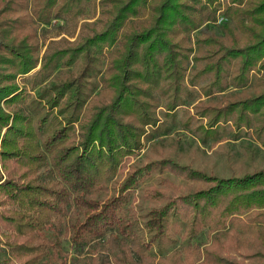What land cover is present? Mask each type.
Wrapping results in <instances>:
<instances>
[{
  "label": "trees",
  "instance_id": "obj_1",
  "mask_svg": "<svg viewBox=\"0 0 264 264\" xmlns=\"http://www.w3.org/2000/svg\"><path fill=\"white\" fill-rule=\"evenodd\" d=\"M47 1L45 9L57 4ZM77 1L66 0L53 16H65L61 6L71 10ZM107 1L101 28L74 45L55 46L40 60L27 0H0V250L5 246L9 254L0 264H180L178 251L166 252L163 242L180 229L193 239L204 226L215 246H193L197 255L190 264H264V169L222 177L175 165L193 186L150 208L142 220L126 192L141 171L129 172L117 193L106 194L123 159L142 146L145 127H159L160 98L168 95L167 114L181 104L180 78L192 49L187 40L202 23L217 19L221 5L230 44L206 37L219 47L217 60L203 72H212L219 83L225 61L240 60L232 76L239 81L250 69L264 67V0ZM42 13L38 19L49 21L48 10ZM80 57L84 64L77 76L40 88L59 65ZM39 60L23 77L31 89L39 87L38 97L26 102V85L19 86L15 77ZM96 76L106 101H88ZM1 103L15 106L7 112ZM239 106V114L250 106L264 123V92ZM232 109L231 103L217 108L209 124ZM153 192L155 198L164 196ZM236 224L241 229L229 227ZM63 227L78 256L68 259L56 237L43 233ZM226 230L232 242L220 240Z\"/></svg>",
  "mask_w": 264,
  "mask_h": 264
},
{
  "label": "rangeland",
  "instance_id": "obj_2",
  "mask_svg": "<svg viewBox=\"0 0 264 264\" xmlns=\"http://www.w3.org/2000/svg\"><path fill=\"white\" fill-rule=\"evenodd\" d=\"M228 1L221 0V2ZM65 2L66 0H57L55 6L45 9L44 6L48 5L47 0H27V13L35 21L36 28V39L32 41L38 43L36 53L40 60L44 53L55 46L74 45L92 34L93 29L101 28L107 17L104 8L110 6L107 0H78L70 5L71 10H66L64 6H61L60 13H65V16L62 14L53 16V12ZM222 7L223 5L217 11L216 20L202 23L199 28L190 33V38L187 40V45L192 49L188 52L186 68L180 78L182 88L179 100L181 104L177 105L173 112L170 111L167 114L165 104L168 95L160 98L155 110L156 116L159 117L157 122L159 127L157 129L151 126L145 127L146 133L142 137V146L134 154L125 157L117 172L107 181L106 194H115L129 172L134 170L142 172L134 186L126 190L129 198L128 204L141 220L145 218L150 208L178 196L181 192H187L193 186L194 182L187 179L180 169H174L175 165L188 166L222 177L241 176L247 172L264 169L262 114L260 116L252 112L250 106L239 114L241 107L239 105L242 100H250L264 92V67L250 69L246 74L247 77L239 81L234 80L232 76L240 60L225 61V69L218 79L219 83L213 82L215 75L212 72L202 70L206 64L218 58V53L215 51L219 47L218 44L206 41V37L214 35L225 44H230L228 40L231 34L223 21L225 18L222 15ZM42 10H48L51 15L49 21L41 22L38 19V15L44 14ZM227 25L231 26V30L241 37V32L232 21H229ZM40 60L34 69L28 73H18L15 77L19 86L26 85V92L29 93L26 102H29L31 98L36 99L39 87L31 89L29 84L24 83L23 77L37 69L40 66ZM83 64V59L80 57L69 66L59 65L51 76L40 84V88L50 87L54 83L77 76ZM104 66L105 59L101 62V68L103 69ZM92 80L96 87L91 92L88 101H92L93 97L106 101L108 94L101 90L102 83L98 76ZM65 101V96L60 99L61 104ZM229 103L232 104L233 109L226 115L223 114L216 125L214 122L210 125L209 122L215 117L217 108ZM14 106L6 108L3 105L7 112L12 111ZM52 110L54 112L56 108ZM83 112L84 109L81 115ZM74 125L78 132L77 123ZM210 126L213 129H210ZM207 127H209V132L206 131ZM5 129L6 127H3L1 133ZM154 190H159L164 193V196L155 198ZM229 227L241 229L237 224ZM43 233L56 237L60 248L68 254V259L78 256L70 245L65 227L59 232L47 228ZM184 235L185 230L180 229V231L172 232L171 240L163 242L166 252L178 251L180 264H190V261L197 255L193 246L212 248L216 243L212 233L205 226L200 228L193 239L188 240ZM220 240L232 242L233 234L229 230L221 231ZM2 248L4 250H0V261L5 263L8 261L9 254L5 246ZM229 248L233 258L239 260L240 254L234 249L233 244ZM245 262L254 263L255 261L245 258Z\"/></svg>",
  "mask_w": 264,
  "mask_h": 264
}]
</instances>
